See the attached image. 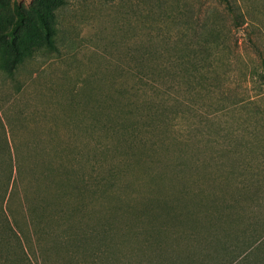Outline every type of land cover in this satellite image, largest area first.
Wrapping results in <instances>:
<instances>
[{
  "label": "rangeland",
  "instance_id": "obj_1",
  "mask_svg": "<svg viewBox=\"0 0 264 264\" xmlns=\"http://www.w3.org/2000/svg\"><path fill=\"white\" fill-rule=\"evenodd\" d=\"M235 1L0 0V264L229 258L233 164L264 191V0Z\"/></svg>",
  "mask_w": 264,
  "mask_h": 264
},
{
  "label": "trees",
  "instance_id": "obj_2",
  "mask_svg": "<svg viewBox=\"0 0 264 264\" xmlns=\"http://www.w3.org/2000/svg\"><path fill=\"white\" fill-rule=\"evenodd\" d=\"M222 1L226 3L228 10L234 13V17L238 20L239 5H237V1ZM15 12L19 17L23 16L20 2L18 1L15 2ZM13 34V31L9 32L10 36H12ZM0 124L2 125L1 136H5L6 138L5 147L11 154V148L7 139V132L2 119ZM260 165V162L256 164L253 162H245V168L241 166V163L233 164L235 168L236 166H238L237 169H242L241 171L246 172L245 178H247L248 170L249 179L237 181L235 183L236 186L232 191L233 193L231 199L229 201H226L228 203V206L231 208L232 215L234 216L235 214L236 220L246 217L244 208L246 212V207L250 206L249 208H247V210H249L250 212L252 223H249V225H247V227H245L241 231L243 235L242 243H239L238 246L232 247L229 258L223 259L221 264H264V218H262V214L264 213V191H261L254 187L256 185H262V180L258 177V174H261V171L259 172V169L261 167ZM233 220L234 222L236 221L235 217L233 218ZM16 233L17 232H15V234ZM17 237L20 240L23 251L27 252V244L25 245V241L23 242L21 240L22 237ZM25 254L29 257V254Z\"/></svg>",
  "mask_w": 264,
  "mask_h": 264
}]
</instances>
